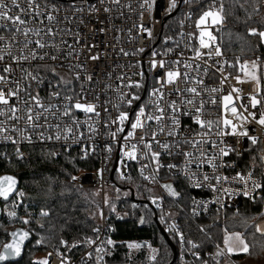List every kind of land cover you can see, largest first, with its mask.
Returning a JSON list of instances; mask_svg holds the SVG:
<instances>
[{"label":"built area","instance_id":"1","mask_svg":"<svg viewBox=\"0 0 264 264\" xmlns=\"http://www.w3.org/2000/svg\"><path fill=\"white\" fill-rule=\"evenodd\" d=\"M195 0H190V3H184V0H177V7L172 11H167L169 0H155V5L149 11L147 5L141 8L144 0H120L119 5H115L109 2V0H68L66 2H60L56 0H37L40 4L41 10L45 12V15L51 14L56 19L51 25H48L45 19V25L52 27L53 30H59L55 36L56 43L60 46L59 58L56 61H51L47 57L45 60H32L30 62H23L19 65L13 62L12 58L8 56V50L5 49L3 53L5 59L0 61V75H7L10 80H14L20 84L21 88L26 87L28 81L22 78L23 70L28 69L33 74L39 72V75L45 78V83L42 87H38L35 82H31L32 87L30 91L34 95L37 90L40 91L41 97L44 98V103H49L47 92L50 90L47 81L55 78L51 72L45 67V65H53L56 67V71L66 77H71L73 73L68 71L70 64L85 63L88 66V73L93 75V82L91 84L85 83V88L90 89L87 91L86 99H81V103H94L99 105L97 111L100 112V117L97 119L94 114H88V124H92L96 131L92 132L88 124L83 123L86 116L83 112L76 111L73 115L81 121L79 128L71 125L70 118L60 117L59 119H52L49 116L47 124H61L63 126L68 124L73 127V132H82L83 138L78 139L74 142L73 139H69L67 142L61 140L55 141H41L38 133L29 131L32 144H28L26 141L21 142L18 147L23 153V160L28 159L26 149L32 147H41L46 150H50L59 156L61 152H75L79 155L80 159L85 160L87 167L81 170L74 176L76 180L70 181L71 185L82 190H97L100 192L103 199L106 196V192L110 189H115L117 185H131L136 192L140 189L136 185L144 184L145 189L151 191L153 194L149 201L151 204L153 200H156V204L163 218V224L166 226L167 232L179 242V254L181 258H184L186 253L194 256L193 252L198 253L195 249L187 246V236L182 229V224L179 219V209L183 210L182 203L186 200L182 198V194L188 192V206L190 208V214L194 218L210 219L214 216H223L229 210H237L242 202L253 201L244 197L241 192L244 187L243 184L234 181L232 177L236 176L237 173L247 175L249 170H253V179L263 184L262 177L257 174L256 166L252 163L253 157H264V126L256 123L259 119L260 114L264 112V94L262 92V85L258 86L255 81L251 79H244L239 74L235 73V65L230 60L223 48L221 37L219 34V25L212 26L211 20L209 19L205 25L197 28V22L200 16L207 9L201 8L200 4H194ZM216 1V0H214ZM10 4L11 0H6ZM22 6L25 5V0H20ZM47 4V8L45 5ZM131 4V9L127 5ZM55 5L58 9L56 12H52V7ZM105 8H111V12H105ZM97 9L99 11H97ZM15 11V10H14ZM189 14L190 18H189ZM141 16L143 19L141 20ZM43 18V17H42ZM144 28L150 29L152 36L149 37L147 32L140 30V25ZM202 30L211 31L216 37V40L212 42L213 46L219 44L223 56L216 57L214 52L212 58L209 59L207 53L211 49H201L199 46V34ZM79 34L77 37L76 34ZM183 33V36L181 35ZM0 35L11 37L12 33L4 32L0 30ZM31 38V37H29ZM17 40L23 41V36H17ZM45 41L53 39L52 37H43ZM207 40V37H205ZM77 40L79 41L77 43ZM61 41H67L66 44H62ZM167 41V42H165ZM13 47L11 52L13 55L21 54V45L17 44L16 41H11ZM69 45L72 47L69 48ZM95 45V47H91ZM0 47H4V41H0ZM143 51H139V49ZM123 49V52L121 51ZM168 49H172L171 52ZM32 50H36L38 54L54 52L53 49H35L32 46ZM195 50H199L202 53L200 58L195 57ZM74 51L78 54V57L71 59L67 58V53ZM155 51L157 55L155 59L157 61L164 60L165 68L161 69L157 65L155 70L150 68V60L152 59L151 53ZM127 52L129 55L125 56L123 53ZM93 55H99V59L96 61L90 60ZM180 61L179 72L181 77L178 78L173 84L163 87V84H157L154 79L157 76H162L168 70H177V66L172 61ZM223 60H227L229 64L234 65L229 67L228 64H223ZM220 61L223 64V72L218 71V65L216 62ZM187 62L193 67L189 70L191 77L199 76L203 80V85H198V90L201 91L202 95L197 97V100H204V116L203 118L208 120L221 121L224 118L230 119L236 125H242V129H246L250 136L255 135L258 138L257 144L253 145L247 137L239 136H224L220 137L212 134L209 138L215 140L218 144L222 139L224 143L220 147H230L235 149L229 156L224 157L228 167L220 168L218 173L222 176H227L228 182H221L217 185L215 181L212 184L216 187L217 191H212L207 185L196 189L189 188L187 182L181 177L173 178V174L169 172L166 167L160 168L159 172H154L153 169L155 164L150 159H144L147 149L144 148L141 142V137L145 138L144 142L151 141V134L156 130L157 125L153 122H147L145 129H137L134 133V138L130 139L125 143L123 137L129 130V123L126 121L124 124L125 132L118 133L115 138L111 136V132H115L117 129V123H112L113 120L119 115L120 111L129 113V118H132L133 110L138 109L139 106H145L146 113H154L155 110L152 104L148 103L149 93L152 87H161L164 92V100L161 102L165 109V120H164V134L158 135L157 140L174 141L179 140L181 137H168L167 131L170 121L167 119L169 114L168 102L175 100L177 104L181 103V98H190L186 93H183V89L187 86L184 83L183 73L186 69L183 64ZM63 65L62 67L60 65ZM7 65H11L13 68L12 74H6L3 72V68ZM196 65H199V70L196 69ZM207 69L205 75L204 70ZM143 72L145 77L144 87H124L129 83L135 84L140 81L139 73ZM109 74L111 78H109ZM118 76H123V81L118 80ZM224 77H227L225 80ZM236 77L240 78L239 82ZM166 79V76H163ZM224 81L221 84V81ZM81 82H83V74L81 76ZM76 84V92H79V82L73 81ZM106 85H111L110 88H106ZM15 87V84H0V88ZM181 90L182 97L176 95L173 91L175 88ZM217 88L221 89L217 92L204 91V89ZM238 89L239 93L233 91ZM66 89H63L61 95L63 96ZM127 93V98L132 95L139 96V100H135L132 103V107L129 108L126 104L120 100V95ZM171 93V95H169ZM69 95H75L72 92H68ZM231 94L233 97L232 102L228 108L225 109L223 97ZM24 93L21 92V98H24ZM99 96V100L94 98ZM256 96L260 103L253 108L250 104L249 98ZM210 98L215 100V103L210 102ZM153 99H155L153 97ZM52 103H63V101L52 100ZM10 103H15L13 99ZM119 105V108L116 107ZM237 107V112L244 117H247L248 122L241 121L234 117L231 113L232 106ZM243 105V107H241ZM23 108V104L19 105ZM107 108V111H105ZM247 108V111H244ZM183 109L181 108V111ZM249 113H255L256 120H253ZM59 116V114H57ZM3 119V118H0ZM40 124H45L43 117L41 118ZM190 123L188 117H181V132L183 136H195L196 132L199 131V127L192 124V130L185 133L184 128ZM107 125V126H106ZM6 126L8 128L25 126L24 121L21 120L19 123L16 121H7ZM238 127V131L242 130ZM49 135H55L54 131H48L43 129ZM215 131V130H213ZM5 135L10 136L14 139L21 140V134L9 131ZM200 139V137H196ZM132 144L137 145V160H129L123 155V152L130 151ZM17 145L12 144L8 140H0V162H9L16 156ZM111 147V152L108 148ZM85 149L87 150L86 158ZM152 150L161 152L160 162L162 164L175 163L182 164L184 158L182 156L175 155L177 149L173 148V155L168 157L163 154L159 145L153 142ZM181 151H192V149L186 145L181 146ZM202 151L206 152L209 156L212 155L213 151H219V149H211L210 145L205 144ZM5 154L8 159H5ZM118 157V164L115 172H112L115 167V160ZM219 163V161H217ZM148 165L144 168V165ZM144 168V175L153 176L155 182L145 180L141 174L140 169ZM195 170V169H193ZM202 172L212 174V169L206 165L202 168ZM200 175V173H197ZM164 184H172L174 188L181 193L179 199L170 197L165 189L162 187ZM227 188L229 191L235 190L236 195L229 196L228 193L224 192L223 189ZM249 188H251V182H249ZM260 190L254 193L255 199L259 195ZM19 190L13 198V204H23V198L18 195ZM189 194L194 197L197 201H202L200 206L196 209L198 215L193 216V204L192 200L189 199ZM25 196V195H24ZM254 199V200H255ZM19 206V207H20ZM162 221V220H161ZM175 224L177 226L176 231H169L171 226ZM113 234V228L108 224L106 217L103 218L101 229L98 235L93 238L95 243L84 251L78 258L64 257L55 253L48 255L47 260L49 264H94L97 262V253L95 248L103 243L104 248L107 250L106 253H102V261L100 264H107L109 258L113 253V246L104 243L106 240L111 239ZM181 235L184 237L183 243L180 240ZM114 241V240H113ZM88 253H92L89 258ZM110 253V254H109ZM199 256V254H198ZM197 257V256H194Z\"/></svg>","mask_w":264,"mask_h":264},{"label":"snow or ice","instance_id":"2","mask_svg":"<svg viewBox=\"0 0 264 264\" xmlns=\"http://www.w3.org/2000/svg\"><path fill=\"white\" fill-rule=\"evenodd\" d=\"M110 3L119 5L120 0H109ZM184 3H190V0H184ZM145 5H147L149 11L154 7L155 0H144V3L141 5V8H143ZM129 9H131V4L127 5ZM177 7V0H169L167 11H172ZM45 8H47V4L45 5ZM15 10V11H14ZM52 12L58 11L57 7L53 5ZM97 11H99L97 9ZM105 12H111V8H105ZM255 11L258 13L259 9L256 8ZM224 5L223 0H221L219 8L215 6V4H211L208 6V10L204 11L203 14L200 16L198 22H197V28H200L202 25H205L206 22L210 19L211 25H223L225 21L224 16ZM189 14V18H190ZM43 17V18H42ZM251 17L249 16V19ZM45 19L48 22V25H51L52 22L56 19L51 14L45 15V12L41 10L40 4L37 3V0H25V5L22 6L20 3V0H11L10 4L6 2V0H0V30L8 33H12L11 37H7L5 35H0V41H4V47H0V61H3L5 59V55L3 54L5 52V49L8 50L7 54L10 56L14 63L17 65L23 63V62H30L32 60H40L43 61L47 57L51 61H56L59 58V52H60V46L55 41V36L57 30H53L52 27H49L48 25H45ZM143 17L141 16V20ZM262 24H264V20L261 21ZM140 30L147 32V35L149 37L152 36V32L150 29H146L141 24ZM247 34L252 37H259L260 43L255 45V48L258 50L260 46L264 45V30L257 29V28H248ZM77 37L79 34H76ZM183 36V33H181ZM17 36H23V41L17 40ZM31 37V38H29ZM43 37H52L53 39L45 41ZM207 37V40L205 39ZM238 39H243L242 37H237ZM216 40V37L212 34L211 31L202 30L199 34V46L201 49H211L209 53H207V56L209 59L212 58V54L214 52L216 57H222L223 52L219 44H215L213 46L212 42ZM11 41H16L17 44L21 45V54L20 55H13L11 52V49L13 47V44ZM79 41L77 40V43ZM167 42V41H165ZM62 44H66L67 41H61ZM35 46V49L43 50V49H53L54 52L52 54L49 53H43L38 54L36 50H32V46ZM72 46L69 45V48ZM91 47H95V45H92ZM244 45H241V48L243 50ZM249 49H251L253 46L248 43ZM123 52V49H121ZM139 51H143V49H139ZM169 52L172 51V49H168ZM125 56L129 55V53L124 52ZM67 58L71 59L73 57H78V54L74 53V51H69L67 54ZM157 53L153 51L151 53L152 59L150 60V68L152 70H155L157 65L161 69L165 68V61L159 60L157 61L155 59V56ZM202 56L201 51L195 50V57L194 58H200ZM99 59V55H93L90 57V60L96 61ZM237 64H239V70L244 73L245 77H248L252 81H255V83L259 86L260 85V78L257 75V72L255 71L259 67V57H257L256 60L251 61V68L253 71H249V61H245L244 63H240V58H236ZM171 63L175 64L177 66V70H168L166 73L162 74V76H157L154 79L156 80L157 84H163V87H167L168 85L173 84L178 78L181 77V73L179 72L178 68L180 65V61H172ZM220 67H218V71L223 72V64H228L229 67H232L234 65L229 64L227 60H223V64H221L220 61L216 62ZM63 66L62 64L60 65ZM45 67L48 69V71L51 72L52 76L55 78V81L48 80V86L50 90L47 92V97L49 100V103H44V98L41 97L40 91L37 90L35 94L33 95L30 91L32 84L31 82H35L38 87H42L45 83V78L41 75H39V72L37 71L36 74H33L32 71H29L28 69L23 70V76L22 78L26 81H28L26 87L21 88L20 84L17 83L14 80H10L7 75H0V84L8 85V84H15V87L10 88H0V140H8L12 144L17 145L16 147V156L18 159L23 160V153L20 151V148L18 145L26 141L28 144H32L33 141L31 139V135L29 134V131L37 132L40 140L43 141H52L53 139L57 142L64 140L67 142L69 139H73L74 142L78 139L83 138L82 132H73V127L69 126L68 124H65L63 126V130L61 129V124L57 123L54 125L47 124V120L49 119V116H51L52 119H59L60 117H67L71 120V125L75 126L76 128H79L81 125V121L77 119L73 113L76 111L83 112L86 116V119L83 123L88 124V114H94L95 117L98 119L100 117V112L97 111V108L99 105L94 103H81V99H86L87 97V91L90 89L85 88V83L91 84L93 82V75L88 73V66L85 63H77V64H70L68 67V71L70 73H73L71 77H66L64 75H61L56 71V67L53 65H45ZM183 67L186 69V71L183 73L184 83L187 85L183 89V93H186L188 97L190 98H183L181 94V90L177 87L173 91L176 93L177 96L182 97L181 103L177 104L175 100H171L168 102V109L169 114L167 116V119L170 121L167 136L168 137H181L179 140H174L172 142L170 141H164L161 142L157 140L158 135L164 134V120H165V109L162 106L161 102L164 100V92L161 87H152L151 92L149 93V101L148 103L152 104L155 112L154 113H146L145 106H139L138 109L133 110L132 112V118H129V113L120 111L118 117L116 120H113L112 123H117V129L115 132H111V136L115 138L118 133L125 132L124 124L127 121L129 123V130L127 131L126 135L123 137L125 143H127L128 140L134 138V133L137 129H145L147 122H155L157 125L156 130H154L151 134V141L144 142L145 138L141 137V142L143 143V146L145 149H147V152L144 156V159H150L151 162L155 164V167L153 169L154 172H159L160 168L166 167L170 173L173 174V178L181 177L183 180L187 182V186L189 188H196L199 189L205 185L212 191H217L216 187L212 184V181H215L217 185L221 184V182H228L227 176H222L217 174L220 168L228 167L229 165L226 164L224 161V157L229 156V154L235 149L224 146L220 147L224 143V141L221 139L219 144L215 140H211L209 137L212 134H215L220 137L224 136H239V137H247L248 140L251 142V144L255 145L258 142V138L255 135L250 136L248 131L246 129H242V125H236L233 123L232 120L224 118L222 121L220 119L217 120H211V119H204V100H197V97H200L202 95L201 91L198 90V85H203V80L200 79L199 76L191 77L189 75V72L187 70L191 69L193 66L190 63L185 62L183 64ZM199 65H196V69L199 70ZM3 72L6 74H12L13 68L11 65H7L3 68ZM205 75L207 74V69L204 70ZM83 74V82H81V76ZM140 81L136 82L135 84H127L123 85L124 87H135V88H141L144 87L145 77L144 73L140 72ZM163 76H166V79H163ZM109 78H111L109 74ZM118 80L123 81V76H118ZM226 80L227 77H224ZM236 79L239 82V77H236ZM73 81L79 82V92H76V84L73 83ZM223 80L221 81V84H223ZM63 89H66L64 95H61ZM111 85H106V88H110ZM221 89L217 88H211V89H204V91L209 92H217ZM233 91L239 93L238 89H233ZM21 92H23L24 98H21ZM68 92H72L75 95H69ZM171 95V93H169ZM128 96L127 93H123L120 95V100L122 103L126 104L129 108L132 107V103L135 100H139L140 97L136 95H132L130 98L126 97ZM153 97L155 99H153ZM15 100V103H10V101ZM95 100H99V96H96L94 98ZM52 100L56 101H63V103H52ZM233 97L231 94L224 96V107L225 109L228 108L229 104L232 102ZM250 104L253 108H255L260 101L257 99L256 96H251L249 98ZM211 103H215L214 99L210 98ZM23 104V108H21L19 105ZM117 108H119V105H116ZM243 107V105H241ZM181 108L183 109L181 111ZM105 111H107V108H105ZM244 111H247V108H244ZM231 113L234 117L237 119L248 122L247 117H244L243 115L238 114L237 107L232 106L231 107ZM59 114V116H57ZM186 116L188 117L190 123L184 128V132L188 133L192 130V124H195L199 127V131L196 132L195 136H183L181 132V117ZM249 116L252 117L253 120H256L255 113H249ZM43 117L45 120V124H40V120ZM16 121L19 123L21 120L24 121L25 126L23 128L19 127H12L8 128L6 126L7 121ZM256 123H258L261 126H264V112L260 114V117L258 120H256ZM107 126V125H106ZM89 129L92 132H95L96 129L92 124H88ZM238 127L242 130L238 131ZM43 129H47L48 131H54L55 135H49L47 134ZM215 130V131H213ZM12 131L16 132L18 134H21V140L14 139L10 136L5 135L7 132ZM196 137H200V139H197ZM153 142L157 145H159L160 149L162 150L163 154L171 157L173 155L172 149H177L175 155L182 156L184 158L182 164H175V163H168V164H162L160 162V156L161 152H156L152 150V144ZM205 144L210 145L211 149H219V151H213L212 155L209 156L206 152L202 151L203 146ZM186 145L192 149V151H181V146ZM111 147L108 148V151L111 152ZM87 150L85 149V157L86 158ZM49 155L55 156V152L49 153ZM123 155L126 156L129 160H137V145L132 144L131 150L123 152ZM5 159L7 160L8 157L5 154ZM255 159V158H253ZM262 162H264V157L260 158ZM219 161V163H217ZM207 166L212 169V174H208L206 172H202V168L204 166ZM148 165H144V168H147ZM144 168L140 169V174L145 180H149L150 182H155V178L153 176H147L144 175ZM195 169V170H193ZM253 170H249L247 175H243L241 173H237L236 176L232 177L234 181H237L244 185L241 194L250 199L254 200L255 196L254 193L257 190L264 189V184L258 182L257 180L253 179ZM197 173H200V175H197ZM262 175H264V172H262ZM72 180H76L77 177L73 176L71 177ZM249 182H251V188H249ZM16 185H17V179L13 176H3L0 177V198H3L4 201H8L9 197L12 195L13 192H16ZM162 187L165 189L166 193L173 198L179 199L181 196V193L177 191L172 184H164ZM51 192V188L48 190ZM224 192L228 193L229 196L236 195L235 190L229 191V189L224 188ZM18 195L20 197H24V192H19ZM189 199L192 200L193 204V216L198 215L196 209L200 206L201 203H204L202 201H197L194 197H192L189 194ZM264 199V197H262ZM107 203V201H105ZM153 203H156V200H153ZM19 204H13V208H18ZM74 210V209H73ZM115 209L113 208L112 211ZM7 215L10 218L16 217V212H8ZM40 216L47 217L49 216V211L42 210L40 212ZM101 218H103V213H100ZM163 222V218H161ZM25 224L29 223L28 220L23 221ZM143 223V221H141ZM40 227H43L41 224ZM177 226L173 224L169 231H176ZM258 232H260L262 235H264V226H257L256 229ZM94 232L99 233V228H94ZM200 231H204L203 228H200ZM12 237V242L5 245V252L3 254H0V261L7 260L10 256H20L22 245L24 241L28 240L30 238V233L27 231H20V232H13L10 234ZM43 237H41L40 240L37 241V244L42 243ZM181 242L183 243L184 237L181 235L180 237ZM85 242L87 245L91 246L95 243V241L91 238L86 237ZM61 244H63L65 247H68V242L66 240L61 239ZM79 242H74L71 247H77ZM104 243L115 246V242L111 239L106 240ZM189 244H191V247L193 249H197L200 247L197 243L189 240ZM226 249L228 253H248L249 252V245L245 242L244 238L239 234H233L232 236L225 237L224 240ZM129 249H139L143 247L144 245L141 244H132L129 243L128 245ZM147 247L151 248V245H147ZM218 250L215 253V257L221 256L223 254L222 250H219V246H217ZM95 251L97 253V262L100 264L102 261V253H106V249L103 246V243L95 248ZM153 252L156 251V249H152ZM59 255V253H57ZM110 254V253H109ZM194 256H197L199 258L198 253L193 252ZM49 256H51V253H49ZM89 258H91L92 253H88ZM151 259H155V256H152ZM33 264H49L48 260H42V261H34ZM65 264H70V262H65ZM201 264H206L205 261H201Z\"/></svg>","mask_w":264,"mask_h":264},{"label":"trees","instance_id":"3","mask_svg":"<svg viewBox=\"0 0 264 264\" xmlns=\"http://www.w3.org/2000/svg\"><path fill=\"white\" fill-rule=\"evenodd\" d=\"M221 1V0H220ZM213 0H195L194 4H200L201 8L208 10V5ZM221 3V2H220ZM224 24L219 29L222 48L229 55L230 60L236 65V58L241 62L256 60L264 63V45L257 50L255 45L259 44V37H252L247 34L248 28L264 30V0H223ZM220 6V5H219ZM258 8L257 13L255 9ZM249 16L251 17L249 19ZM226 33V35H224ZM242 37L243 39H238ZM234 39L238 42L235 43ZM253 46L251 49L248 43ZM244 45L243 50L241 45ZM237 69V68H236ZM237 71V70H235ZM260 83L264 92V74L262 72ZM27 160H20L13 157L9 162H0V176H13L19 183V189L25 191L23 204L14 208L16 217L10 218L7 213L11 209L12 201L2 203L3 219L0 222V252L9 242L10 234L18 228L29 231L33 240L25 250L24 257L20 262L8 264H33L36 257L49 253H59L64 257L78 258L89 245L85 238H95L99 228L100 212L102 201L95 191H81L70 185V179L75 174L88 168L85 160L80 159L75 152H61L59 156H52L53 152L41 147L26 149ZM253 162L256 165V172L262 177L264 184V162L260 157L254 156ZM129 187L134 191V201L131 194L118 203H112L110 207L117 206L118 210L125 213L124 217L112 219L109 224L112 226L113 240L115 246L112 256L107 264H171L173 261V250L169 241L161 233L159 222L160 213L149 205L151 197L145 193L144 184L136 185L139 192H136L131 185L123 184L120 188ZM51 188V192H49ZM264 189L254 201H244L237 210H229L224 216H214L213 219L194 218L190 215L188 206V192L182 194L186 199L182 203L184 209L180 212V221L183 231L187 236L188 249L191 244L189 240L200 245L195 249L199 258H193L186 253L183 259L178 255V242L174 237L170 241L177 249V260L174 264H224V253L215 257L218 250L224 251V240L227 234L239 233L249 245V252L244 255L233 256L232 261L242 258L258 259L264 255V236L256 231V225L264 220ZM139 204V205H136ZM74 209V210H73ZM49 211V216L42 217L40 212ZM113 213V212H111ZM109 214V213H108ZM112 215V214H109ZM157 219V220H156ZM28 220L25 224L23 221ZM143 221V223H141ZM160 223V222H159ZM43 227H40V225ZM203 228L204 231H200ZM43 237V241H37ZM61 239L68 242V247L60 243ZM74 242H79L77 247H71ZM136 242L145 243L136 256L131 255L127 244ZM147 245L158 251L157 257L150 260L148 257ZM230 262V261H229ZM98 264V263H94Z\"/></svg>","mask_w":264,"mask_h":264},{"label":"rangeland","instance_id":"4","mask_svg":"<svg viewBox=\"0 0 264 264\" xmlns=\"http://www.w3.org/2000/svg\"><path fill=\"white\" fill-rule=\"evenodd\" d=\"M220 2L221 1H215V2H210L209 3V5L208 6H210L211 4H215V6L217 7V8H219V5H220ZM224 35H226V33L224 34ZM234 41H235V43H237L238 42V40L237 39H234ZM246 61H249V71H253V69L251 68V61L250 60H246ZM240 63L242 64V63H244V62H241L240 61ZM237 68V69H236ZM235 70H237V71H235V72H238L239 71V75L242 77V78H244V79H249L248 77H245V75H244V73L243 72H241L240 70H239V64H237V62H236V65H235ZM256 72H257V75L259 76V78H261V75H262V72H263V74H264V63H260L259 62V67H258V69H256L255 70ZM263 110H264V106H263ZM129 187H127L126 189H123V190H125V191H118V190H116L115 192H114V190L113 189H110V190H108L107 192H106V200L105 201H107V203L105 202V207L103 206V203H102V209H101V212L104 214V216L105 217H107V218H109L110 219V217H113V216H115V217H124V212H123V209L122 210H118L117 209V206L115 205L114 207H110V205L112 204V203H118V202H120V201H122L124 198H126L127 196H128V191H127V189H128ZM95 192H96V190H94ZM148 194V195H150L151 197L153 196V194L151 193V191H146L145 190V193L144 194ZM98 196H99V198H100V195L98 194ZM101 199V198H100ZM102 201V200H101ZM11 209L8 211V212H12V211H14V208H13V206L11 205V207H10ZM115 209L114 211H112V209ZM3 211V210H2ZM100 212V213H101ZM111 212H113V213H111ZM112 214V215H109V214ZM102 220V218H101V216H100V219H99V224H100V221ZM129 243H132V244H137L136 242H129ZM128 243V244H129ZM127 244V245H128ZM148 248V257H149V259L150 260H153V259H151V257L152 256H155V258L157 257V254H158V251L156 250L155 252H153L152 251V249H155V248H149V247H147ZM225 248H226V246H225ZM129 249V248H128ZM2 251V250H1ZM139 251H140V249H136V248H133V249H129V252L131 253V255H133V256H136V254H138L139 253ZM223 253H224V256H225V262H224V264H231L229 261L230 260H228L230 257L229 256H232L233 254H230V253H228V251H227V249H226V251L224 250L223 251ZM47 255V254H46ZM46 255H43V256H39V257H36V261H42V260H45L46 259ZM250 260V262L248 263V264H264V255L263 256H261L260 258H258V259H249Z\"/></svg>","mask_w":264,"mask_h":264},{"label":"water","instance_id":"5","mask_svg":"<svg viewBox=\"0 0 264 264\" xmlns=\"http://www.w3.org/2000/svg\"><path fill=\"white\" fill-rule=\"evenodd\" d=\"M58 1H67V0H58ZM117 162H118V158L116 159V166H117ZM7 176V175H5ZM3 177V176H1ZM18 188H19V183L17 181V185H16V192H13L12 195L9 197V200L8 201H4L3 198H0V222L2 221L3 219V213H2V207H1V204L2 203H8L11 201V199L14 197V195L17 193L18 191ZM132 201H134V193L132 192ZM257 226H264V220L263 221H260L257 225H256V229H257ZM158 227L161 231V233L164 235V237L169 241V244L173 250V254H174V258H173V261L171 262V264H174L176 259H177V250L175 248V245L169 240V236L168 234L166 233L165 229L158 223ZM20 231H27L26 229H23V228H18L16 230H14L13 232H20ZM257 231V230H256ZM11 232V233H13ZM29 232V231H27ZM30 233V232H29ZM257 233L261 236H264L262 235L260 232L257 231ZM33 240V236L32 234L30 233V238L26 241H24L23 245H22V250H21V255L20 256H10L7 260L5 261H0V264H8V263H17V262H20L23 257H24V253H25V250L27 248V246L29 244H31ZM12 242V237L10 235V240L7 244L11 243ZM141 245H145V243H142ZM5 252V246L3 247L2 251L0 252V254H3Z\"/></svg>","mask_w":264,"mask_h":264},{"label":"bare ground","instance_id":"6","mask_svg":"<svg viewBox=\"0 0 264 264\" xmlns=\"http://www.w3.org/2000/svg\"><path fill=\"white\" fill-rule=\"evenodd\" d=\"M56 1H58V0H56ZM68 1V0H67ZM75 1V0H74ZM214 1V0H213ZM216 1H220V0H216ZM60 2H63V1H60ZM66 2V1H65ZM221 28V25H219V29ZM235 73H237V74H239V71L238 72H235ZM262 92H263V89H262ZM263 94H264V92H263ZM44 149V148H43ZM46 150V149H45ZM27 153V152H26ZM118 158V157H117ZM116 158V159H117ZM261 158V157H260ZM253 162V161H252ZM117 164H118V162H117ZM254 164V163H253ZM255 165V164H254ZM256 166V165H255ZM117 168V166H116V160H115V167H114V170H113V172H112V175H113V173L115 172V169ZM79 173V172H78ZM1 177V176H0ZM70 181H71V179H70ZM70 185H71V183H70ZM73 186V185H72ZM74 187V186H73ZM74 188H76V187H74ZM76 189H78V188H76ZM19 190H21V189H19L18 188V191ZM78 190H81V191H94V190H82V189H78ZM114 190V192L116 191V190H118V191H121L122 189L120 188V185H117L116 186V188L115 189H113ZM17 191V192H18ZM122 191H125V190H122ZM127 191L131 194V196H132V192L134 193V191L132 190V189H130V188H128L127 189ZM96 192L100 195V198H101V200H102V203H103V206L105 207V200H106V196H105V198L103 199V197L101 196V194H100V192H98L97 190H96ZM17 194V193H16ZM15 194V195H16ZM14 195V196H15ZM25 197V196H24ZM14 198V197H13ZM13 198L11 199V201H12V204H13ZM24 199V198H23ZM150 199V198H149ZM254 201V200H253ZM136 205H139V204H136ZM149 205H151L154 209H155V211H158L159 213H160V211H159V209H158V206H157V204L155 203V205H153V204H151L150 203V201H149ZM241 206V205H240ZM1 207H2V204H1ZM182 210L181 209H179V212H181ZM189 211H190V208H189ZM3 212V211H2ZM180 214V213H179ZM191 215V214H190ZM180 216V215H179ZM224 216V215H223ZM105 216H104V214H103V218H104ZM221 217V216H220ZM103 218H102V220L100 221V227H99V230L101 229V224H102V221H103ZM106 219L107 220H109V218H107L106 217ZM112 219H118V217H115V216H113L112 217ZM180 219V218H179ZM199 219V218H198ZM202 219V218H201ZM210 219H213V218H210ZM157 220V219H156ZM157 222V224L159 223L164 229H165V231H166V233L168 234V236H169V239H170V237H172L168 232H167V230H166V226L162 223V221H161V214H160V219H159V222H158V220L156 221ZM181 222V221H180ZM108 224H109V221H108ZM182 224V223H181ZM110 225V224H109ZM111 226V225H110ZM112 227V226H111ZM183 229V228H182ZM185 232V231H184ZM113 233H114V230H113ZM97 235H98V233H97ZM96 235V236H97ZM112 237H113V234H112ZM172 242V241H171ZM178 242V241H177ZM178 244H179V242H178ZM176 248V247H175ZM3 249V248H2ZM177 250V249H176ZM56 254V253H55ZM48 255L49 254H47L46 255V259H47V257H48ZM178 255H180L179 254V246H178ZM173 257H174V254H173ZM193 258H197V257H194V256H192ZM180 258H181V256H180ZM181 259H183V258H181ZM177 260V259H176Z\"/></svg>","mask_w":264,"mask_h":264},{"label":"crops","instance_id":"7","mask_svg":"<svg viewBox=\"0 0 264 264\" xmlns=\"http://www.w3.org/2000/svg\"><path fill=\"white\" fill-rule=\"evenodd\" d=\"M263 216H264V210H263ZM233 234H236V233H233ZM233 234H227V236H232ZM241 235V234H240ZM242 236V235H241ZM224 250L226 251V248H225V243H224ZM233 255L232 256H229L230 258L228 259V260H230V263L231 264H248L249 262H250V260L249 259H247V258H242V259H240V260H238V261H232L231 260V258L233 257V256H238V255H246L247 253H232Z\"/></svg>","mask_w":264,"mask_h":264}]
</instances>
